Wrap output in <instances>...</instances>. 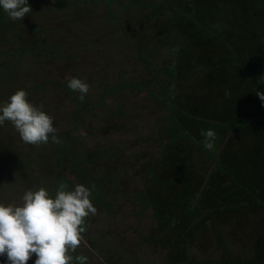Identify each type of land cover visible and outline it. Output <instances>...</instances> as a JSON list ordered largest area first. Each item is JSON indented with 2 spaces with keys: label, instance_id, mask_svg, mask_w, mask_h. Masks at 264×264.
I'll return each mask as SVG.
<instances>
[{
  "label": "rangeland",
  "instance_id": "1",
  "mask_svg": "<svg viewBox=\"0 0 264 264\" xmlns=\"http://www.w3.org/2000/svg\"><path fill=\"white\" fill-rule=\"evenodd\" d=\"M175 1L28 0L32 11L16 21L0 8V107L26 91L30 103L53 117L60 140L26 144L10 121L0 126V204L22 206L25 192L41 187L55 198L61 183L67 190L89 188L97 214L85 218L84 241L69 253L86 257V264H182L170 259L167 231L154 234L156 209L146 198L165 197L173 188L158 187L148 171L155 160L167 159L173 138L167 97L194 95L210 103L199 73L175 79L177 51L166 36L159 38L163 20L149 19L158 6L176 7ZM73 77L91 86L82 101L67 86ZM226 142L215 139L212 150L203 140L180 147L198 169L210 172L224 157ZM67 151L65 167L58 160ZM262 216L235 222L237 227L209 224L215 229L187 236L183 264L218 260L221 238L232 256L251 255ZM35 259L33 254L28 264ZM0 264H7L6 256Z\"/></svg>",
  "mask_w": 264,
  "mask_h": 264
},
{
  "label": "trees",
  "instance_id": "2",
  "mask_svg": "<svg viewBox=\"0 0 264 264\" xmlns=\"http://www.w3.org/2000/svg\"><path fill=\"white\" fill-rule=\"evenodd\" d=\"M175 2L176 7L158 6L149 19L163 20L159 38L166 36L177 51L175 79L199 73L198 85L206 88L210 103L194 95L167 97L173 138L167 159L155 160L148 171L158 187L173 188L165 197L146 198L156 209L154 234L167 231L170 259L183 264L187 236L213 229L209 224L237 227L235 222L264 216V101L256 95L264 93V0ZM208 129L219 142L227 138L224 157L210 172L198 169L190 151L180 147L204 140L201 132ZM67 156L68 151L58 164L66 167ZM202 213L206 217L200 219ZM219 242L220 258L209 257L205 264H264V223L247 257L232 256L228 242Z\"/></svg>",
  "mask_w": 264,
  "mask_h": 264
},
{
  "label": "clouds",
  "instance_id": "3",
  "mask_svg": "<svg viewBox=\"0 0 264 264\" xmlns=\"http://www.w3.org/2000/svg\"><path fill=\"white\" fill-rule=\"evenodd\" d=\"M0 8L13 21L23 20L32 11L28 0H0ZM67 86L80 93L81 101L91 87L75 77ZM256 95L264 101V93ZM27 96L26 91L18 90L0 107V126L10 121L26 144L46 145L50 140L59 144L53 117L42 110V105L30 103ZM201 135L204 147L212 150L215 131L208 129ZM91 195V190L84 185L77 184L74 190H67V185L61 183L55 198L41 187L26 191L22 206L0 204V257L6 256L7 264H28L33 254L35 264H73L74 259L76 264H86V257L74 258L69 253H74L84 241L85 218L97 214Z\"/></svg>",
  "mask_w": 264,
  "mask_h": 264
}]
</instances>
